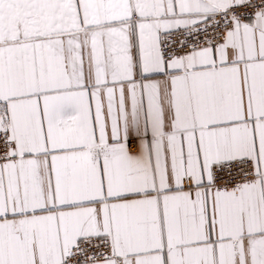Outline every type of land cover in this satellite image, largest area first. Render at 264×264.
<instances>
[{
    "label": "snow or ice",
    "instance_id": "6c2138e0",
    "mask_svg": "<svg viewBox=\"0 0 264 264\" xmlns=\"http://www.w3.org/2000/svg\"><path fill=\"white\" fill-rule=\"evenodd\" d=\"M0 264H264V0H0Z\"/></svg>",
    "mask_w": 264,
    "mask_h": 264
}]
</instances>
